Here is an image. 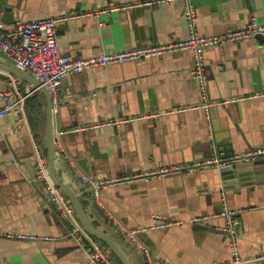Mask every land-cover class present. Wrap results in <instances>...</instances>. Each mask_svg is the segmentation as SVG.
<instances>
[{
    "label": "crops",
    "instance_id": "1",
    "mask_svg": "<svg viewBox=\"0 0 264 264\" xmlns=\"http://www.w3.org/2000/svg\"><path fill=\"white\" fill-rule=\"evenodd\" d=\"M142 1L0 0V22L10 27L70 11L86 13L56 25L59 49L80 57L187 37L182 0L109 10L113 5ZM192 2L197 31L203 35L242 28L252 20L264 23V0ZM203 59L208 100L225 101L210 107L209 119L201 108H191L202 102V96L191 72L190 49L95 66L70 73L63 81L55 111L62 153H55V170L75 192L87 187L80 173L98 179L130 177L103 187L94 195L96 210L91 205L86 211H92L108 235L128 248L132 264H146L142 253L135 242L104 222L102 213L128 229L150 224L155 215L177 222L136 234V242L148 249L152 264H209L230 258L231 236L220 232V218L213 217L212 230L193 229L191 219L217 216L225 204L240 215L233 219L239 224L234 238L240 255L249 260L241 264H264L255 259L264 254V181L248 192L243 188L238 195L225 193L224 203L223 196L213 192L214 166L134 178L213 159L218 149L245 154L264 148V95L248 97L264 93V38L218 45L207 50ZM0 62L12 64L1 53ZM12 77L0 69V90L11 88ZM18 80L22 86L29 84ZM46 105L40 90L30 93L24 106L28 124L21 130L15 129L14 115L0 117V167L15 164L0 170V229L11 234L0 235V264L89 263L87 254L70 238L69 223L48 204L41 184L32 180L35 132L43 140ZM134 116L144 117L102 124ZM41 236L55 238L43 240Z\"/></svg>",
    "mask_w": 264,
    "mask_h": 264
},
{
    "label": "built area",
    "instance_id": "2",
    "mask_svg": "<svg viewBox=\"0 0 264 264\" xmlns=\"http://www.w3.org/2000/svg\"><path fill=\"white\" fill-rule=\"evenodd\" d=\"M164 1L170 0H144L135 4H122L118 6L113 5L109 7V10L119 8L124 9L140 4L154 5ZM182 2L184 4L183 16L188 34L184 39L167 40L159 44L105 51L88 57L69 56L58 47L56 39V25L59 22L86 14L70 11L60 16H50L47 18H36L26 22H18L10 27H6L0 22V52L9 57L17 68L29 72L39 81L41 86H44L48 90L51 98L52 109L53 112H55L61 100L63 81L70 73H79L95 66H109L128 61H137L144 58L159 57L164 53L174 50L190 49L194 60L191 72L198 81L199 91L202 96V102L196 106H192L191 108H201L206 119H209L210 107L214 104L224 103L225 101H211L207 98L206 73L203 59L204 53L211 48L228 42L242 40L245 38H257V36L264 37V23H258L252 20L242 28H235L219 34L203 35L197 31L196 11L192 0H182ZM10 86L11 88L0 90V117L14 115L15 129L18 130L28 124L24 108L25 101L30 93L35 90L30 91L28 90V86L20 85L19 80L15 77H12L10 80ZM23 91H25L26 94H22ZM96 93L97 92L94 91L92 95H96ZM261 95H264V93L251 94L248 97L256 98ZM185 109L186 108H182L180 110ZM140 117L144 116H134L115 120L112 119L104 121L102 124H118L120 122H128L132 119L135 120ZM102 124H95L88 127H98ZM57 146L61 150L60 143L58 141ZM33 152L34 176L32 180L41 184L48 204L53 207L61 220L69 223V235L87 254L89 260L88 264H114L108 251L102 248L93 236L89 235L82 229L74 215V211L69 200L63 194L61 189L50 180L46 168L45 156L41 150L39 142L34 143ZM251 154L264 155V148L258 147L245 153V155ZM215 161L216 159L214 158L207 159L201 162H196L184 169L181 168V166L162 168L156 171H148L137 174L134 178L140 177L148 179L155 175L167 176L182 170L192 172L196 169L208 166ZM80 176L81 179L87 183V185L94 189L95 194H98L103 187L110 183L114 184L116 181L130 178L129 176H124L117 179H98L84 173H80ZM233 213V210L227 209L220 213L228 217L226 221V230L231 236V241L229 242L231 256L227 260L212 262L209 264H241L249 261L244 259L239 253L237 241L234 238ZM109 217L124 237L135 242L139 251L142 253L146 264H152L150 262V255L147 248H145L141 243L136 242V234L140 231L164 229L171 224H177V222L171 220H161L158 215H155L151 217L150 224L142 226L139 229H128L121 226L117 221H114V218L111 215H109ZM202 219H205V217H195L191 219V222L196 223ZM0 235L10 236L11 234L0 229ZM21 236L22 235H17V237ZM28 237L35 238V236L31 235ZM40 238L43 240H52L55 237L41 236ZM255 259L264 260V254L256 257Z\"/></svg>",
    "mask_w": 264,
    "mask_h": 264
},
{
    "label": "water",
    "instance_id": "3",
    "mask_svg": "<svg viewBox=\"0 0 264 264\" xmlns=\"http://www.w3.org/2000/svg\"><path fill=\"white\" fill-rule=\"evenodd\" d=\"M257 37L264 38L263 36ZM10 62L12 64L0 62V69L7 71L15 78L27 81L29 83L28 90H40L46 97L47 105L45 118V135L43 136L42 143L45 148V163L50 180L61 189L63 194L69 200L73 208L74 215L81 225L82 229L89 235L93 236L97 240L99 245L108 251V253L110 254V258L114 262V264H132L130 261L131 256L128 254V248L125 245H120L111 236L108 235L107 229L101 227V222L98 219L93 218L94 213L92 211H86V209L91 205L96 210V204L94 203V189L91 186L87 185V183L84 181L87 187H85V189L83 190H79V192H75L68 184L62 182L57 174V171L55 170V153L62 152L57 146L55 112H53L52 109L51 98L48 90L44 86H41L39 81L34 78L29 72L17 68V66L11 59ZM22 94H26V92L23 91ZM61 128H63V125H61ZM61 137L65 138L66 134L62 133ZM214 159H216V161L208 165L214 166V170L211 172V177L213 179V182H215V190H213V192L219 193L221 197L223 196L224 203L225 193L231 192V195H238L242 192L243 188L246 192H248L252 186L258 185L264 181V155L236 154L231 150L223 148L215 151ZM3 166L4 167H0V170L11 169L15 167V164L12 163L11 165H9L6 163L3 164ZM30 172L32 173L33 178V169H30ZM220 203H222L221 199ZM100 209L103 210V208ZM226 209L233 210L225 204L220 210H218V212L216 213L217 216H206L207 218L193 223L192 228L212 230L213 228L211 227V220L213 219V217H217L221 219V224L218 225L221 229L220 232L228 234V231L226 230V221L228 217L226 215L220 214ZM102 212H104V210ZM239 216L240 215L236 214L235 212L232 215L233 219L238 218ZM102 217L104 219V222L110 224L113 227L115 226L109 216L102 213ZM238 227L239 224L235 221V223H233V230L235 231ZM70 238L74 240L71 236ZM75 243L77 244V242ZM256 262H262V259H257Z\"/></svg>",
    "mask_w": 264,
    "mask_h": 264
},
{
    "label": "trees",
    "instance_id": "4",
    "mask_svg": "<svg viewBox=\"0 0 264 264\" xmlns=\"http://www.w3.org/2000/svg\"><path fill=\"white\" fill-rule=\"evenodd\" d=\"M44 120H45V117H44V114H42V124H44ZM35 137H36V139L38 140V142L40 143V145H41V148L43 149V153L45 154V148H44V146H43V144H42V138H41V135L40 134H37L36 132H35Z\"/></svg>",
    "mask_w": 264,
    "mask_h": 264
}]
</instances>
